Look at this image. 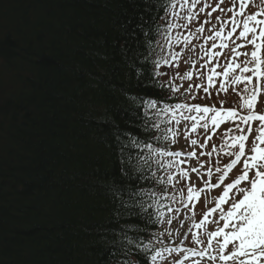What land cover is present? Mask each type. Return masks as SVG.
Wrapping results in <instances>:
<instances>
[{
    "label": "trees",
    "instance_id": "trees-1",
    "mask_svg": "<svg viewBox=\"0 0 264 264\" xmlns=\"http://www.w3.org/2000/svg\"><path fill=\"white\" fill-rule=\"evenodd\" d=\"M22 2L0 0V264H122L110 243L109 187L119 177L112 121L134 119L129 96L166 95L132 67L143 61L141 17L156 13L146 0ZM11 145L31 167L17 169ZM173 195L181 192H158L161 211Z\"/></svg>",
    "mask_w": 264,
    "mask_h": 264
},
{
    "label": "snow or ice",
    "instance_id": "snow-or-ice-1",
    "mask_svg": "<svg viewBox=\"0 0 264 264\" xmlns=\"http://www.w3.org/2000/svg\"><path fill=\"white\" fill-rule=\"evenodd\" d=\"M146 2L149 4L148 12H155L156 15H150L148 20L141 17L138 28L143 39L138 40V44L143 51H138L137 56H142L143 61L139 67L135 63L132 67L137 68L136 75L139 80H147L151 87L159 88L166 95L148 100L129 96L127 104L132 109L134 119L125 122V127L112 121L119 177L114 178L109 187L113 204L112 220L115 222V227L110 229L114 233L110 243L124 257L122 264H148L149 261L151 264H157L158 260L163 264H187L188 261H191V264H262L264 115L252 111V107L260 91L259 81L264 80V18L258 19L264 17V0H252L253 7L247 13L245 9L248 7V0H239L238 3L237 0ZM178 8L184 11V15L177 11ZM217 11L219 15L213 17L212 13ZM228 13L232 15L229 17ZM221 16L225 19L222 20ZM197 18L209 25L207 34L203 23L197 26ZM173 19L176 22H172ZM161 24L165 26L163 31ZM173 28L194 29L190 31V35L183 36L187 50L181 61L182 67L166 69L170 75L181 73V79L189 85L183 91L171 82L161 83L163 74L157 70L161 61L157 60L156 56L162 54L166 48H174L175 44L181 43L180 37H177L173 44L170 35ZM237 28L240 31L233 39ZM193 38L194 43L191 42ZM217 40L220 41L219 48ZM208 42H211L210 48L204 47ZM244 45H250L251 48L241 50ZM157 48L160 53H157ZM211 49L217 51L213 53ZM222 49H226L223 59L231 62L219 64L220 71L215 68L198 71L199 83L193 80L191 71H184L191 66L189 61L193 57L200 59L199 52H203L204 57L208 58L201 65L204 67L210 59H219ZM177 55L178 53H170L167 57H162L163 64L168 65ZM148 65H151V68H148ZM141 68L145 71L141 72ZM253 77L257 78L256 84L252 83ZM216 78H220L219 81ZM241 85L243 86L240 87ZM197 88L203 93H209L211 88V98L200 100L199 96H192L191 93ZM181 95L184 96L185 102H176ZM190 100L200 102L189 103ZM201 104L211 106L201 107ZM221 105L224 107H220ZM258 111L264 112V107H258ZM225 121L235 123L227 129L229 135L226 136L221 129L216 134L215 143H209V151L203 156L205 165L199 174L196 167L198 162H192L191 179L196 187L185 183L188 172L183 169L181 175L176 176L178 186L174 185L173 174L183 163L173 159L180 153L169 150L170 146L177 145V140L173 139L177 135L174 129L179 126L191 128L196 132L199 128L205 141H212L211 133ZM254 121L257 123L255 129L251 127ZM129 124L130 127L127 126ZM180 139H183V133L180 134ZM205 141L191 139V144L203 148ZM184 143L187 144V141ZM145 149L147 151H144ZM188 154L195 155L193 152ZM161 169L166 176L159 174ZM166 185L171 187L166 189ZM174 188L181 192V196L177 198L173 195L171 202L179 207H185L184 189L188 199L193 198L194 192L202 191L197 216L204 215L205 201L215 205L210 207L209 211L219 210L218 218L205 227L203 236L192 238L195 245H201L206 240L205 247H179L180 240L185 238V232L188 231L187 224L180 227L184 216L177 219L173 215L165 219V212L161 211L162 205L156 199L158 192L163 199L165 191L171 192ZM222 204L229 205L227 212L221 208ZM168 211L172 212L173 209L169 207ZM185 211L191 213L190 208H185ZM188 218L191 220L194 217L189 215ZM207 219L204 215V220ZM221 221H224L223 226ZM161 223H171L174 230L178 229L175 247L160 246V237L171 240L173 232L167 231L166 228L164 231L149 232L150 228L155 229L157 224ZM140 224L144 227L141 228ZM154 239L156 243L153 242ZM229 245H232L231 251L225 254ZM176 253L180 255H175Z\"/></svg>",
    "mask_w": 264,
    "mask_h": 264
},
{
    "label": "rangeland",
    "instance_id": "rangeland-1",
    "mask_svg": "<svg viewBox=\"0 0 264 264\" xmlns=\"http://www.w3.org/2000/svg\"><path fill=\"white\" fill-rule=\"evenodd\" d=\"M250 0H248V2H249ZM237 3H238V0H237ZM229 7L231 6V5H228ZM222 7H223V5H222ZM248 10V12L250 11L249 9H247ZM177 11L178 12H180V14L181 15H184V11L182 10V9H177ZM237 11H238V9H237ZM217 15H219V11H217V13L215 14V16H217ZM215 16H213V17H215ZM229 16V15H228ZM230 17V16H229ZM221 19L223 20V19H225V17H223V16H221ZM172 22H176L174 19H173V21ZM215 22V21H214ZM196 23H197V26H199V25H201L202 23H203V26H204V28H205V33L207 34V30H208V28H209V25L207 24V23H205V22H203V21H201L199 18H197V21H196ZM217 27H219V25H217ZM175 30H176V28H173L172 30H171V33H170V35H171V37H172V42H173V44H175V38H177V37H180L179 36V34H176L175 33ZM190 31H194V29H184V33L186 34V36H188V35H190ZM225 31H227V29H225ZM240 31V30H239ZM239 33V32H238ZM236 36V35H235ZM235 36L233 35V39L235 38ZM191 42H195V38H193L192 39V41ZM201 44H203V39H201ZM238 43H239V41H237ZM217 48H219V46H220V41L219 40H217ZM183 45V42H182V40H181V43L180 44H175V47L174 48H166V50L164 51L166 54H170V53H174L175 51H178V50H182L183 48H181V46ZM210 45H211V42H208V44L207 45H204V47H206V48H210ZM247 49H250L251 48V46L249 45L248 47H246ZM186 48H185V50H184V52L183 53H181V55L179 56V58H180V63L178 64V68H181L182 67V65H181V61L184 59V56H185V52H186ZM211 50H213V49H211ZM216 51H217V49H215ZM215 51V52H216ZM224 51H226V49H222L221 51H220V57H219V59H216V58H212V59H210L209 61H208V64L207 65H204V67H203V70H198V71H205V69L206 68H215V70L216 71H220L221 70V68L218 66L219 64H223L222 63V61H221V56L223 55V53H224ZM203 54V52H199V56L201 57V55ZM160 56H162V54H160ZM206 59H208L207 57H204V54H203V62H204V60H206ZM190 61H195L196 63H198V62H200L201 61V58L200 59H196L195 57H193ZM190 61H189V63H190ZM177 62V61H176ZM165 65V64H164ZM191 65V64H190ZM186 69H188V70H193V69H195V67H193V66H190V67H188V68H186ZM197 71V72H198ZM192 72V71H191ZM197 72L195 73V71H193V76H192V78H193V80H195L197 83H199L200 82V78H199V76L197 75ZM248 75H250V73H248ZM172 79L173 80H175L176 82H178V84H179V88L181 89V90H183V88H187L189 85H188V83H186L184 80H182L181 79V73H177V74H175L173 77H172ZM218 81H219V78H216ZM257 81V78L256 77H253V80H252V83L253 84H255V82ZM264 81V80H263ZM243 85H241L240 87H242ZM199 90H201V89H199V88H197L194 92H192L193 93V95H195L196 94V92H199ZM209 90L210 91H212V89L211 88H209ZM242 95V94H241ZM260 107H264V99H263V102H262V104L260 105ZM252 111H254V109H252ZM261 115H264V114H261ZM256 123V122H255ZM229 127H232V125H225V124H222V125H220L218 128V130H219V132L221 131V129H223L224 130V134L227 136V135H229L228 134V132H227V129L229 128ZM174 131L176 132V136H174V139L175 140H177V148H176V150L177 149H179V148H181L182 146L183 147H186L187 148V150H189V152H194V149H196L197 150V148H198V145H196V146H194V145H192L191 144V139H195V137L194 136H198V135H200V132H199V128L197 129V131L196 132H193L192 130H191V128H180L179 126H177L175 129H174ZM181 133H183V139H180V134ZM215 139H216V136H215V138L212 140V141H215ZM187 141V144H185L184 143V141ZM211 141H209L208 143H210ZM176 160L177 161H183V163H181L180 164V169H183L184 171H187L188 172V177H186L185 178V181L187 180V182H188V185L189 186H191V187H196V185H193L192 184V179H191V177H192V172H191V169H192V167H193V161L194 160H192V158L191 159H189V158H183L182 156H180V159H179V157L178 158H176ZM196 160V159H195ZM196 167H197V172H198V174L201 172V170H199L198 169V166L196 165ZM179 175H181V172L179 173V174H177L176 176H179ZM176 176H175V179H176ZM201 188H202V185H201ZM202 195H203V193H202V191H200V192H194L193 193V198L192 199H190V206L193 208V210L191 211V213H182V214H179V215H177V214H175V218H179L180 216H184V220L183 221H181V225H180V227H183V225L184 224H187V228H188V231H186L185 232V238L184 239H181L180 240V242H179V247L181 248V249H184V248H187V247H191V246H196V247H205L206 246V243H207V241L205 240V241H203L202 242V244L201 245H195V240L194 239H192L193 237H196V238H201L202 236H203V234H204V232H205V227L207 226V225H210L211 224V221L213 220V219H217L218 218V212H219V210H217V212H211V211H209V210H205L204 211V215H206L207 217H208V219L207 220H204V215H199V216H197V209H198V205H199V203H200V200H201V198H202ZM206 202L207 201H205V204H206ZM218 202V201H217ZM228 207H229V205H227V204H225V205H223L221 208H223L224 209V211L225 212H227V210H228ZM189 215H191V216H196V218L194 217L193 219H191V220H189ZM203 221V223H201ZM220 224H221V226H223V224H224V221H221L220 222ZM165 228L167 229V231H169V232H173V236H172V238H171V240H169V239H166L165 237H161L162 239V244H161V246L162 247H165V246H169V247H175L176 246V244H177V238H176V232L178 231V229L177 230H174L173 229V225L171 224V223H169V224H167L166 226H165ZM165 230V229H164ZM214 230V229H213ZM225 231H228V229H225ZM219 239V238H218ZM213 244H215V240H213ZM179 253H176L175 255H178ZM167 255V254H166ZM168 259L170 260L171 259V257H168ZM157 262H160V264H162L163 262L162 261H157ZM187 264H191V261H188L187 262Z\"/></svg>",
    "mask_w": 264,
    "mask_h": 264
},
{
    "label": "bare ground",
    "instance_id": "bare-ground-1",
    "mask_svg": "<svg viewBox=\"0 0 264 264\" xmlns=\"http://www.w3.org/2000/svg\"><path fill=\"white\" fill-rule=\"evenodd\" d=\"M18 2V3H17ZM25 3V5L23 6V8H24V10L28 13V14H30V15H32L33 17H35L36 15H35V12H34V10H33V7L29 4V3H26V2H24ZM16 4L17 5H19V4H21V6L23 5V2H22V0H16ZM47 14H50V11H47L46 12ZM41 13H37V16L38 15H40ZM48 18H49V16H48ZM36 122H37V119L35 120ZM19 137L17 136V139H18ZM20 139H21V137H20ZM13 145H15V143L13 142ZM13 145H11V146H13ZM43 146V144L41 143V147ZM56 144L54 143L53 145H52V148H56ZM13 147H15L14 149H12L11 150V152H10V154H13V155H15V156H17V157H19L20 156V158L21 157H23V156H26V153H23L24 151L22 150V147L21 146H13ZM39 148H40V146H39ZM10 150V149H9ZM40 156V155H39ZM2 161V159H0V162ZM20 162H19V164H18V166H17V169H25V170H27L29 167H31V165H32V163L31 164H28L27 163V160H26V158L25 159H20L19 160ZM42 167V166H41ZM55 185H57V184H55ZM76 255H77V251L76 250H72V252L68 255V257H67V262H68V260H72V259H75L76 258Z\"/></svg>",
    "mask_w": 264,
    "mask_h": 264
}]
</instances>
